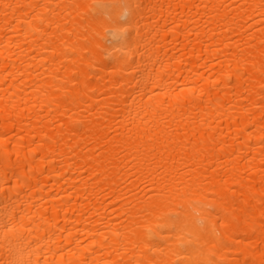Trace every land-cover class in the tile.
<instances>
[{
  "label": "bare ground",
  "instance_id": "6f19581e",
  "mask_svg": "<svg viewBox=\"0 0 264 264\" xmlns=\"http://www.w3.org/2000/svg\"><path fill=\"white\" fill-rule=\"evenodd\" d=\"M0 264H264V0H0Z\"/></svg>",
  "mask_w": 264,
  "mask_h": 264
}]
</instances>
